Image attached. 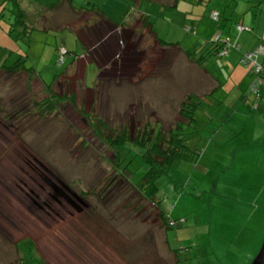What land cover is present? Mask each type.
<instances>
[{"label": "rangeland", "instance_id": "obj_1", "mask_svg": "<svg viewBox=\"0 0 264 264\" xmlns=\"http://www.w3.org/2000/svg\"><path fill=\"white\" fill-rule=\"evenodd\" d=\"M72 1L77 8L107 3ZM198 1L181 2L187 26L192 23L187 12ZM115 2L125 20L132 8L138 11L133 2ZM154 2L143 1L148 22L156 23L160 39L169 42L175 14H165L167 8ZM200 3L208 17L225 11L227 23L264 15V0ZM64 6L43 11L47 16L40 27L57 28L68 18L87 22V14ZM212 22L197 20L208 32H214ZM147 30L100 32L97 23L79 29L80 39L72 32L33 34L28 50L36 75L6 73L0 65L1 264H23L25 257L27 264H175L174 253L184 264H251L258 254L264 240V110L252 109L246 89L238 92L241 99L214 90L216 83L200 69L216 78V65L222 64V58L205 54L213 47L209 34L203 41L190 31L173 36L183 52L156 43ZM6 39L4 50L28 48L22 40ZM79 40L85 56L74 68H67L74 56L58 66L62 42L80 56ZM90 62L97 69L91 64L86 74ZM93 85L96 102L90 109ZM70 95L76 96L75 104ZM190 97L199 108L187 117L194 114L196 121L179 130L187 139L182 144L188 159L165 165L157 205L142 198L136 185L148 170L143 148L128 142L127 151L117 154L130 175L118 170L122 166L117 167L106 138L115 140L127 128L133 140L154 129L162 130L158 144L164 145L177 123L186 121L180 112L183 106L192 108ZM99 120L110 129L99 126ZM56 179L83 196L89 208L77 212L68 200L75 198ZM161 211L186 223L166 231Z\"/></svg>", "mask_w": 264, "mask_h": 264}, {"label": "crops", "instance_id": "obj_2", "mask_svg": "<svg viewBox=\"0 0 264 264\" xmlns=\"http://www.w3.org/2000/svg\"><path fill=\"white\" fill-rule=\"evenodd\" d=\"M126 1L133 2V6H136L138 9L137 12H133L132 11L133 8H132L129 18L127 20H125V18L127 17L125 16L124 11L123 13H120L118 11L119 6H118V9L115 8V5L117 7V4H115L116 3L115 0H107V3L105 4V6H103V4H101V6L99 4H94L97 7L92 6L93 8L98 10V12H95L96 10H94L93 12L86 13L89 17L88 16L86 17L87 22L84 25H82L81 22H79L80 18L76 22H74L73 19L70 20L68 18L62 22V25L60 27H57L56 29L54 27L53 28L55 31L58 30L59 32L62 30L64 32H72L77 36L78 39H80L77 32L79 31V29H81L83 26L85 27L86 25L92 26L98 23V25L101 28L100 32H121V33H123L124 31L138 32V30H144V27L146 26L149 30V33H151L152 35L154 34L153 36H154V40L156 43L160 45L162 44V46L164 47L170 46V47H175L176 49L180 48V50L183 52H184V49L182 47V42L179 41L180 39H175V38H179L180 32H184V31L195 32V35H196L195 37L198 40H202V41L204 38H208V34H209V38H212L213 41H215L217 37H222L223 40L230 42L232 44V47L228 49L227 50L228 52L224 54L223 56L216 55L222 58L221 59L222 61L220 62V64L221 63L222 64L219 65L218 63L216 65L218 69L216 72V78L213 76V74L208 73L207 70H203L201 67L200 69L204 71L208 76H210L213 79V81L216 83V88L214 90L216 91L222 90L223 95L225 96L232 95L233 98H236V96L238 95V92H243L245 89L249 93V86L253 80L252 72H251L250 67L244 66L241 63V56L243 52L253 51L256 48H258L260 45H264V15H261V16L254 15L251 18L243 17L242 21H238L237 19H235L233 22L227 23L224 21L225 11L223 13L219 10L223 20L221 19L220 22L217 23L215 22V20H212L211 16L208 17V12L201 10L203 9V5L200 3L201 0H199L197 3H192L190 12H187L188 18L192 22L191 25L187 26L186 22L188 21V19L185 16V13L183 12V8H181L182 0H147L149 2L155 1L154 2L155 5L165 6V8H167V10L164 11L165 14L170 11H173L171 13L175 14V20L173 21V23H169V26L174 27V28H173V31L168 32L169 37H167V39L171 40L169 42H171L172 45L177 44V46L176 45L171 46V45L165 44L167 42L166 39H160L161 32L159 31V28L157 29L156 23L150 24L148 22V20H150L149 19L150 15L145 12V5L143 3L144 0H135V1L126 0ZM184 1H187V0H184ZM65 3H68L69 6L75 10V12L77 13L81 12L82 7L81 8L75 7L74 1L72 0L71 1L70 0H58L57 3H51V5L59 4L56 7V9H58V7L60 6L65 7L64 6ZM109 3H111L110 7H108ZM45 4H48V3H45ZM45 4L41 3L39 0H35L33 4L31 3V0H21V5L24 7V9H27L28 16H30L31 19L36 16V18L33 19V23L36 25V27L40 29V32L38 31L35 35H38L41 38H42V35L48 33L47 31L46 32L44 31L45 30L44 28L47 29L51 27L50 26L40 27L39 22H41L42 18L47 16L45 14L46 12L49 14L56 10L54 9L51 11L50 9H48L49 6ZM13 8L14 7L12 6L11 0H0V65H2V63L5 61V59L8 56L5 54L9 52L7 50H4L1 47L3 42L7 41L6 38H9V39L14 38L10 36L8 32L10 25L14 22V15L12 14ZM196 10L199 11L198 14L196 13ZM43 11H46V12L42 14ZM39 12H41V15L39 14ZM197 20L201 24H205V25L208 20L213 21L212 23L215 25L214 32H208V30L203 29L201 25L197 23ZM238 22H241L240 24L246 26V28L244 27L243 30H238L236 28ZM129 23L131 25L135 24V29H132ZM2 25H4L5 28H3ZM248 27L251 28L252 31L247 32L249 31V30H246ZM218 28H220L219 31H217ZM3 30L6 31L9 35L3 36L1 34V32H4ZM173 36H175V38H173ZM187 38H189V36H187L186 39ZM184 42H186V40H183V43ZM78 45H80L79 47L82 50H84V52L81 53L80 58L74 61L75 63L72 61L71 65L67 68H74V64H76V62H78L79 59L85 56L86 49L84 48L80 40H79ZM203 47H207L205 46V43H203ZM211 48H214V45L213 47L211 46ZM2 56H4L3 59H1ZM69 61H71L70 57L68 59V62ZM260 62L264 67V57L261 58ZM94 63L90 62V65H88L87 67L86 74H88V70L91 64L95 65ZM95 67L97 69L96 65ZM218 72H220L223 76H225V74H228L229 79H227L226 77L221 78ZM87 79H88V76L85 79V86H86V90L89 91L90 87L89 85H87ZM94 79H95V76H94ZM263 92H264V88L262 89V95H263V100H264ZM96 93H97L96 89H94V85H93V98L91 100L90 109L94 106V103L96 102ZM241 97L242 96H239V99H241ZM250 98L252 97L250 96ZM246 102L247 100L245 101V103ZM249 102H251L249 103L251 107L253 104L255 106L259 105V108H260L259 110H264V103L262 101L260 102L253 98Z\"/></svg>", "mask_w": 264, "mask_h": 264}, {"label": "trees", "instance_id": "obj_3", "mask_svg": "<svg viewBox=\"0 0 264 264\" xmlns=\"http://www.w3.org/2000/svg\"><path fill=\"white\" fill-rule=\"evenodd\" d=\"M11 1H12V6L14 7L12 10V14L14 15V22L10 25L8 32H9L10 36L14 37V39L16 41L17 40L18 41L19 40L24 41L25 45L28 46V48H27V50L25 49V50H20V51H16V52H13V51L7 52V54H5V55H8L7 57H9V60L6 61V59H5V61L2 63V70L6 73H12V74L25 73V74H28L29 77H31L33 75H36V73H33V70L36 71V68L33 67L29 63L30 62V55H29L28 49H31L30 40L33 37V34H36L38 31L40 32V29L38 27H36V25L33 23V19H35L36 16L32 19L30 18V16H28L27 9H24V7L21 5V0H11ZM32 1L35 2V0H31L32 4H33ZM232 1L238 2L239 0H232ZM58 5L59 4H52L51 6L48 7V9H50L52 11V10L56 9V7ZM92 6L97 7L93 3L88 2L87 4H85V6H83L81 8V12L85 13V14L88 12H93L96 9L93 8ZM84 8H86V9H84ZM95 12H98V10H96ZM218 14H219V19H218V21H215L217 23L220 22V20H221V14L219 11H218ZM244 27L246 28V26H244L242 24H240V25L237 24V26H236V28L238 30H243ZM44 29H45L44 30L45 32L46 31L47 32H49V31L50 32H57L58 31V30L55 31L54 28H52V27L47 28V29L44 28ZM219 29L220 28H218L217 31H219ZM246 30H249L247 32L252 31V29L249 27ZM62 31H60V32H62ZM212 43L214 45V48L208 49V51L205 53L208 56H210V55L223 56L224 54H226L228 52L227 50L232 47V44L230 42L226 43L223 47H219L215 43V41H213ZM165 44L171 45V46H175V45L177 46V44L172 45L171 42H169V43L166 42ZM262 46H264V45H262ZM168 47H170V46H168ZM259 47L253 51L243 52L242 56H241V63L244 66L250 67L251 72H252L253 80L249 86V95L252 96L256 100L263 102L264 100H263V95H262V89L264 88V83L263 84L259 83L258 79H260L261 81H264V79L259 78L255 75L254 68L252 65H247V64L243 63V59L245 57V54L255 53L259 50ZM58 49H59L58 50L59 54H57L58 66H63L65 64L66 60L69 59V57L72 58L74 56L73 62L75 60H77L78 58H80L78 52L77 51H75V52L70 51L65 46L64 42H62L60 48H58ZM62 49H65L67 52L66 55H64V56L61 55ZM187 55H188V58L190 59L191 55L189 53H187ZM3 57L4 56H2L1 59H3ZM262 57H264V54L260 55L258 57L257 62L263 67V65L260 62ZM12 58L14 59V61H10ZM61 59L63 62L60 63ZM27 63L30 65V67H27V65H26ZM211 66H213V65H211ZM62 75L63 74L58 75V77L62 76ZM58 77H57V79H58ZM39 78H42L40 72H39ZM254 84H257V87H258L257 93L254 92V87H253ZM48 87H50V86H48ZM75 97L76 96H74V95L71 96L72 99H74ZM193 102H194L193 97H190V104H192V108L187 107V106L186 107L183 106V108L180 112L183 119H186L187 122L177 123V129L173 130V131H171V133H169L170 140L164 141L163 142L164 145L161 144V142H160V144H158V141L161 140V137L163 135L162 130H159V131H155L154 129H150V131L145 130L144 134H142L140 136V134L138 133V136L135 137L133 140H132V138L128 137V135L126 133L127 131H125V129H123L124 131L122 132L121 135H117L118 137L115 140L113 138L110 139V137L107 136L106 142L108 144H110V146L112 148H114L115 153H116V158L118 159V161L116 160L118 162L117 167L123 166L121 164V160L119 161L120 155L118 157L117 154H120L123 151H127L126 144L128 142L134 143L138 147L143 148L142 158L148 163V165L144 164L145 166L148 167V170L145 173L146 178H143L141 180L142 182L139 181L138 183H136V185L139 186L138 192H140V194H142V196H141L142 198L152 200L153 202H155L157 204V202H156V199L158 198L157 196L162 194V187L160 186V179L159 178L161 176H163V174L167 173V170L165 169V165L172 164L177 160L184 161V160L188 159V155L185 154V152H184L185 146H183V144H182V143L186 142L187 139L182 138V134L179 133L180 132L179 130L183 126L191 125L192 122L196 121L194 119L195 118L194 114L192 117H190L191 119L189 117H187L188 113H190L192 111L195 112L196 109L199 108V105H197L196 103H193ZM252 109L253 110H259L260 108H259V105L255 106L253 104ZM99 126H102L104 129H106L108 127L106 125V123L103 122L102 120H99ZM108 129H110V127H108ZM124 170H125L124 172H126L127 169L124 167ZM127 174H130V173L128 172ZM143 183H144V189H143ZM161 213L162 214L160 216L163 217V221H164L163 225L165 226L166 231L170 230V229L182 227L186 223L185 219H172L165 212L161 211ZM173 255L176 258L175 264H184V261L179 259V255L177 253H174ZM39 260H40V258H39ZM26 262H27V259L25 257V262L23 264H27ZM39 264H43V263L40 261Z\"/></svg>", "mask_w": 264, "mask_h": 264}, {"label": "built area", "instance_id": "obj_4", "mask_svg": "<svg viewBox=\"0 0 264 264\" xmlns=\"http://www.w3.org/2000/svg\"><path fill=\"white\" fill-rule=\"evenodd\" d=\"M66 53L67 52L65 49L61 50L62 56L66 55ZM263 54H264V48L260 47L259 50L255 53L245 54V57L243 59V63L247 65H252L254 68L255 75L262 79H264V68L257 62V59L260 55H263ZM61 62H63L62 59L60 60V63ZM258 82L262 84L264 83V81H261L260 79H258ZM253 87H254V92L257 93L258 92L257 84H254Z\"/></svg>", "mask_w": 264, "mask_h": 264}, {"label": "water", "instance_id": "obj_5", "mask_svg": "<svg viewBox=\"0 0 264 264\" xmlns=\"http://www.w3.org/2000/svg\"><path fill=\"white\" fill-rule=\"evenodd\" d=\"M59 181V183L66 188L67 191H69L73 197L78 201H73L74 207H76L77 212H81L82 208L81 207H86L89 208V205L80 197L78 194L74 193L72 190L68 189L60 180L56 179ZM58 189V188H57ZM61 190V189H59ZM63 192V189L61 190ZM251 264H264V240L261 246V249L259 250L258 254L255 256Z\"/></svg>", "mask_w": 264, "mask_h": 264}, {"label": "flooded vegetation", "instance_id": "obj_6", "mask_svg": "<svg viewBox=\"0 0 264 264\" xmlns=\"http://www.w3.org/2000/svg\"><path fill=\"white\" fill-rule=\"evenodd\" d=\"M71 96V95H70ZM75 99H76V97H75ZM75 99H72V103L73 104H75L74 102H75ZM181 118H183L182 117V115H181ZM186 120V119H185ZM185 122H187V120L185 121ZM184 123V122H183ZM156 125L157 126H159L160 125V123H159V121L158 122H156ZM180 125V124H179ZM124 127V126H123ZM95 128V127H94ZM176 129H177V126H176ZM125 130L127 131V128H125ZM145 130H147V129H144V131ZM96 132H97V134H98V136L101 134V131H97V130H95ZM85 142V141H84ZM87 143V142H86ZM115 158H116V154H115V156H114ZM115 160H117L118 161V159L116 158ZM145 166V165H144ZM124 167L125 166H122V169H118V170H120L121 172H123V173H128V171L126 170V172H124L125 170H124ZM133 174V173H132ZM166 174V173H165ZM121 175L123 176V174L121 173ZM122 176H120V174H119V177H122ZM121 180H123V178H121ZM82 199H83V197H81ZM69 200V204L71 205V206H73V208H75L76 209V207H74V203H73V200H70V199H68ZM76 200V199H75ZM84 200V199H83ZM77 201V200H76ZM85 202H86V200H84ZM78 202V201H77Z\"/></svg>", "mask_w": 264, "mask_h": 264}, {"label": "clouds", "instance_id": "obj_7", "mask_svg": "<svg viewBox=\"0 0 264 264\" xmlns=\"http://www.w3.org/2000/svg\"><path fill=\"white\" fill-rule=\"evenodd\" d=\"M211 18L213 19V20H215V21H218V19H219V14H218V12H213L212 14H211ZM215 43L219 46V47H223L226 43H228V41H226V40H223V38L222 37H217L216 38V40H215ZM260 47H263L264 48V46H260ZM259 47V48H260ZM82 196V195H81ZM83 197V196H82ZM83 199H84V197H83Z\"/></svg>", "mask_w": 264, "mask_h": 264}]
</instances>
